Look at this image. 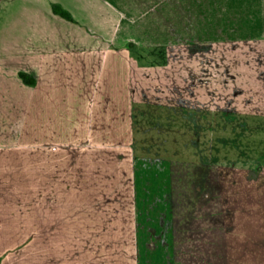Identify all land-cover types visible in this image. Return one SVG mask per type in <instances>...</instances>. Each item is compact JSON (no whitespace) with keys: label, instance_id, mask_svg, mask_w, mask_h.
Returning <instances> with one entry per match:
<instances>
[{"label":"crops","instance_id":"crops-1","mask_svg":"<svg viewBox=\"0 0 264 264\" xmlns=\"http://www.w3.org/2000/svg\"><path fill=\"white\" fill-rule=\"evenodd\" d=\"M179 124L202 131L208 177L227 160L264 161V0H0V162L35 144L156 145L158 130ZM75 189L81 203L86 192ZM1 222L0 264H66L63 252L40 261L11 253L17 237ZM209 233L173 234L170 264L183 252L185 264L225 257ZM98 253L89 264H129L126 252L120 261Z\"/></svg>","mask_w":264,"mask_h":264},{"label":"rangeland","instance_id":"rangeland-1","mask_svg":"<svg viewBox=\"0 0 264 264\" xmlns=\"http://www.w3.org/2000/svg\"><path fill=\"white\" fill-rule=\"evenodd\" d=\"M177 128L158 130L162 144L149 146L19 147L16 162H0L1 227L17 237L10 252L39 261L63 252L66 264H89L97 252L120 261L123 251L129 264H170L171 236L203 229L217 236L226 254L214 264H264V161L250 166L227 160L218 175L210 165L208 177L202 131ZM152 151L174 161H157ZM75 188L86 192L81 203L74 200ZM203 202L211 208L205 210ZM186 255L183 264L191 257Z\"/></svg>","mask_w":264,"mask_h":264},{"label":"trees","instance_id":"trees-1","mask_svg":"<svg viewBox=\"0 0 264 264\" xmlns=\"http://www.w3.org/2000/svg\"><path fill=\"white\" fill-rule=\"evenodd\" d=\"M53 12L62 16L65 19L68 20H72L71 15L64 9H62L60 6L58 5H53L52 6ZM19 77L21 78V80L25 83V84H29V85H34L35 84V80L33 79L32 76L26 74V73H19Z\"/></svg>","mask_w":264,"mask_h":264}]
</instances>
